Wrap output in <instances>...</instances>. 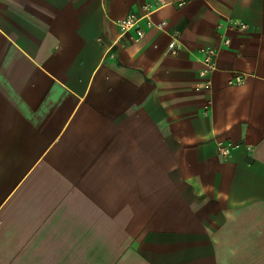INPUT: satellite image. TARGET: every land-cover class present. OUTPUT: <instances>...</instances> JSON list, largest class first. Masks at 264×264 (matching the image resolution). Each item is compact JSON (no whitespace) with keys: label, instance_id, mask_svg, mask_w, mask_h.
<instances>
[{"label":"crops","instance_id":"obj_1","mask_svg":"<svg viewBox=\"0 0 264 264\" xmlns=\"http://www.w3.org/2000/svg\"><path fill=\"white\" fill-rule=\"evenodd\" d=\"M56 260L264 264V0H0V264Z\"/></svg>","mask_w":264,"mask_h":264},{"label":"built area","instance_id":"obj_2","mask_svg":"<svg viewBox=\"0 0 264 264\" xmlns=\"http://www.w3.org/2000/svg\"><path fill=\"white\" fill-rule=\"evenodd\" d=\"M187 0H179L180 5H184ZM146 12L142 14H131L130 16L122 19L120 21V25L122 27L124 34H131L132 32H135V34L138 37H142L145 34V28L143 26H140L139 23L141 21L145 22V25L149 27L157 26L159 29L164 30L166 27V22H161L158 24L154 23V20L152 18L153 10L150 6L146 7ZM246 26L243 25L242 28H245ZM229 43V41H227ZM173 49L176 48L175 42L171 43L170 45ZM217 55V51L215 48H209L206 50L204 63L207 67H209L210 70H213L214 68V62H215V56ZM204 74V72H202Z\"/></svg>","mask_w":264,"mask_h":264},{"label":"bare ground","instance_id":"obj_3","mask_svg":"<svg viewBox=\"0 0 264 264\" xmlns=\"http://www.w3.org/2000/svg\"><path fill=\"white\" fill-rule=\"evenodd\" d=\"M77 222H78V221H77ZM76 224H77V223H76ZM80 225H81V224H80ZM81 226H83V224H82ZM76 228H78V227H76ZM82 228H83V227H82ZM74 230H75V229H74ZM76 230H77V229H76ZM86 230H87V229H86ZM86 230H85V231H86ZM73 235H74V234H73ZM105 246H106V244H105ZM97 249H98V248H97ZM101 249H102V248H101ZM92 250H93V249H92ZM92 250H90V252H91ZM95 250H96V249H95ZM95 250H94V251H95ZM98 250H99V249H98ZM107 250H108V249L105 248V251H106V252H108ZM105 251H103V253H104L105 255H107V254L105 253ZM96 252H97V251H96ZM88 254H89V253H88ZM94 254H95V253H94ZM108 254H109V253H108ZM95 255H96V254H95ZM92 256H93V255H92ZM92 256H91V257H92ZM103 256H104V255H103ZM94 257H95V256H94ZM89 258H90V257H89ZM96 258H97V256H96ZM96 258H95V259H96ZM63 259H64V258H63ZM92 260H94V259H92ZM96 260H97V259H96ZM99 260H100V259H99ZM104 260H105V259H104ZM56 261H57V260H56ZM62 261H63V260H62ZM91 262H92V261H91ZM95 262H96V261H95ZM100 262H101V261H99L98 264H100ZM57 263L60 264V262H58V261H57ZM105 263H106V261H105ZM61 264H62V262H61ZM68 264H69V263H68Z\"/></svg>","mask_w":264,"mask_h":264}]
</instances>
